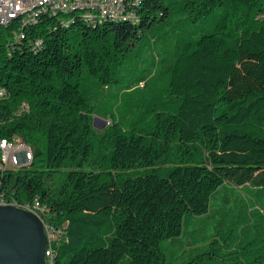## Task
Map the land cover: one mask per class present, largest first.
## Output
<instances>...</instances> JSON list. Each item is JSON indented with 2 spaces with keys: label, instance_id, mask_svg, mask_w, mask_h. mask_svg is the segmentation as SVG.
Returning a JSON list of instances; mask_svg holds the SVG:
<instances>
[{
  "label": "trees",
  "instance_id": "trees-1",
  "mask_svg": "<svg viewBox=\"0 0 264 264\" xmlns=\"http://www.w3.org/2000/svg\"><path fill=\"white\" fill-rule=\"evenodd\" d=\"M12 26L0 138L19 135L33 159L4 184L49 209L53 264H168L162 242L220 186L264 188V0H144L132 17ZM247 234L235 263L264 264V228Z\"/></svg>",
  "mask_w": 264,
  "mask_h": 264
},
{
  "label": "rangeland",
  "instance_id": "rangeland-1",
  "mask_svg": "<svg viewBox=\"0 0 264 264\" xmlns=\"http://www.w3.org/2000/svg\"><path fill=\"white\" fill-rule=\"evenodd\" d=\"M12 27L11 32L17 31L16 24ZM27 107L21 104L18 113ZM107 124L101 116L93 119L98 130ZM183 227L177 240L162 242L168 264L182 260H191L189 264H236L238 253L234 250H241L250 237L247 230L257 235L258 229L264 228V188L224 184L211 196L208 213L186 215ZM230 248L232 252L226 250Z\"/></svg>",
  "mask_w": 264,
  "mask_h": 264
},
{
  "label": "built area",
  "instance_id": "built-area-1",
  "mask_svg": "<svg viewBox=\"0 0 264 264\" xmlns=\"http://www.w3.org/2000/svg\"><path fill=\"white\" fill-rule=\"evenodd\" d=\"M144 0H0V27L16 24L17 29L35 24L41 16L70 17L79 14L87 22L105 18L132 17L134 9ZM5 95L0 88V98ZM33 159V149L19 135L0 138V205H13L34 213L43 223L48 244L46 264H53L51 237L54 227L49 221V209L34 196L30 202H19L4 184V175L27 167ZM53 232V234L51 233ZM52 234V235H51Z\"/></svg>",
  "mask_w": 264,
  "mask_h": 264
},
{
  "label": "water",
  "instance_id": "water-1",
  "mask_svg": "<svg viewBox=\"0 0 264 264\" xmlns=\"http://www.w3.org/2000/svg\"><path fill=\"white\" fill-rule=\"evenodd\" d=\"M48 237L32 212L0 205V264H46Z\"/></svg>",
  "mask_w": 264,
  "mask_h": 264
}]
</instances>
